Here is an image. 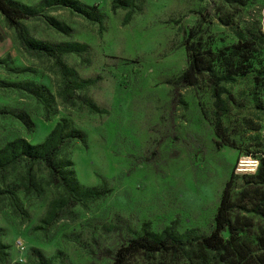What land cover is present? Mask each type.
<instances>
[{"label":"rangeland","instance_id":"374dc122","mask_svg":"<svg viewBox=\"0 0 264 264\" xmlns=\"http://www.w3.org/2000/svg\"><path fill=\"white\" fill-rule=\"evenodd\" d=\"M13 1L37 12L22 29L31 44L58 50L61 65L26 51L0 14V150L54 132L48 145L76 204L43 163L31 185L24 163L0 168V264H112L145 233L208 235L227 183L238 242L264 255V219L252 212L264 207V0ZM190 51L229 79L228 142L215 130L208 73L176 84ZM247 159L255 172L238 170ZM238 260L192 244L124 264Z\"/></svg>","mask_w":264,"mask_h":264},{"label":"trees","instance_id":"16d2710c","mask_svg":"<svg viewBox=\"0 0 264 264\" xmlns=\"http://www.w3.org/2000/svg\"><path fill=\"white\" fill-rule=\"evenodd\" d=\"M53 2L59 4V0H54ZM0 14L3 16L7 25L16 31L20 43L26 51L30 52L35 50L43 56L54 59L57 65H61L59 62L60 52L58 50L41 44H31L22 29L20 20L37 16L35 10L24 7L13 0H0ZM94 16L96 22L99 24L102 23L101 15L95 12ZM243 44L249 45L250 43L245 41ZM204 60L201 53L190 51L189 65L178 77L176 84L178 86H192L197 82L199 75L203 72L208 73L215 107V130L217 136L221 137L224 142H228V137H226L225 131L222 128L221 118L228 110L222 97L224 93L222 84L228 82L229 79L227 77L217 76L209 69H205ZM53 134L54 132L44 143L37 145H31L22 139L8 142L5 147L0 150V168L4 170L12 169L18 164L24 163L26 168L25 179L28 181V184L31 185L32 166L37 164V162L43 163L48 169L52 180L62 187L74 206L76 200L73 190L55 160L56 148L48 145ZM263 168L264 159L257 173V176L261 174V181L264 183V173L262 174ZM235 208L236 205L231 200L230 183H227L222 192L220 205L215 215V227L208 235L185 234L178 236L168 231L163 232L161 235L145 233L139 237L128 239L127 242L116 251L112 264H124L130 255L138 252L144 254H166L172 252L183 254L185 248L192 244H197L212 252H219L220 250L227 249L233 256L239 258L237 264H264V255L253 257L249 254L245 245L238 242L237 239L240 229L229 217V214ZM252 212L264 219L263 206H257L252 209ZM224 233L229 235L228 240L224 239ZM260 242L264 247V239H261ZM230 248H233V251H229ZM107 255H109V253H107Z\"/></svg>","mask_w":264,"mask_h":264},{"label":"built area","instance_id":"2783aa9c","mask_svg":"<svg viewBox=\"0 0 264 264\" xmlns=\"http://www.w3.org/2000/svg\"><path fill=\"white\" fill-rule=\"evenodd\" d=\"M248 160H249L251 163L240 161V164H239L238 166H239V167L242 166V165H244V166L240 167V168L238 169L239 171H240L241 168H247V169H245V170H247V171H248V168H253L252 172H255V171H256L257 166H258L257 161H251L250 159H248ZM240 172H241V171H240Z\"/></svg>","mask_w":264,"mask_h":264},{"label":"bare ground","instance_id":"6f19581e","mask_svg":"<svg viewBox=\"0 0 264 264\" xmlns=\"http://www.w3.org/2000/svg\"><path fill=\"white\" fill-rule=\"evenodd\" d=\"M253 161H254V160H253ZM243 162L251 163L248 159H247V161H243ZM242 166H244V165H242ZM242 166H240V167H242ZM242 170H245V169H242Z\"/></svg>","mask_w":264,"mask_h":264}]
</instances>
